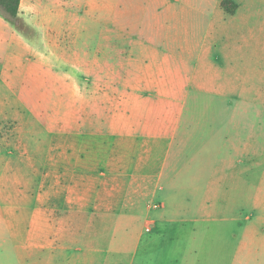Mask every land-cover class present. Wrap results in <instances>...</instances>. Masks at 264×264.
I'll list each match as a JSON object with an SVG mask.
<instances>
[{
	"label": "crops",
	"instance_id": "crops-1",
	"mask_svg": "<svg viewBox=\"0 0 264 264\" xmlns=\"http://www.w3.org/2000/svg\"><path fill=\"white\" fill-rule=\"evenodd\" d=\"M232 1L238 6L234 13L222 0H71L64 8L87 12L93 26L119 28L122 42L142 44L134 56L142 66L131 72L146 77L136 86L190 91L239 86V76L258 73L251 44L264 41L254 33L264 26L257 13L264 17V10L256 9L255 0ZM9 105L0 103V122L14 119ZM48 123L55 129L34 153L24 136L21 155L14 141L0 138V203L11 240L0 248L11 255L7 264H123L126 256L127 264H264V248H193L197 236L185 234L186 222L202 216L209 199L205 191L192 194L199 185L187 170L189 149L178 144L187 138L144 132L131 117L93 118L86 131L79 122L65 132L59 118ZM199 183L201 190L208 188L206 178ZM215 183L214 207L206 212L218 215L224 175ZM150 222L152 232L171 231L183 239L175 248H142Z\"/></svg>",
	"mask_w": 264,
	"mask_h": 264
},
{
	"label": "rangeland",
	"instance_id": "rangeland-1",
	"mask_svg": "<svg viewBox=\"0 0 264 264\" xmlns=\"http://www.w3.org/2000/svg\"><path fill=\"white\" fill-rule=\"evenodd\" d=\"M255 1L256 9L264 10V0ZM70 2L21 0L15 19L0 9V103L10 104L14 116L0 122V138L14 141L21 155L24 136L30 153L37 152L55 129L48 120L55 118L64 132L76 122L86 131L93 118L124 117L141 123L144 132H176L187 138L178 144L189 149L187 170L199 185L192 194L205 191L209 199L203 215L186 222L185 234L197 236L193 248H264V41L251 44L258 52V73L239 76V86H191L190 91L185 86H136L146 77L131 72L142 66L134 61L142 44L120 41L117 27L91 25L87 12L64 8ZM254 33L264 38V26ZM248 78L251 86H245ZM222 174L221 209L218 215L208 214L217 196L216 177ZM201 177L209 182L207 189H200ZM7 222L0 203V247L11 244ZM154 224L147 225L151 233L137 228L138 234L143 231L142 248H175L173 243L183 239L171 231L152 232ZM158 235L156 245L146 246ZM8 259L6 248H0V264ZM129 261L126 256L122 263Z\"/></svg>",
	"mask_w": 264,
	"mask_h": 264
},
{
	"label": "trees",
	"instance_id": "trees-1",
	"mask_svg": "<svg viewBox=\"0 0 264 264\" xmlns=\"http://www.w3.org/2000/svg\"><path fill=\"white\" fill-rule=\"evenodd\" d=\"M222 7L229 13L237 10V4L232 0H222ZM21 0H0V9L2 13L9 18L15 19L19 15Z\"/></svg>",
	"mask_w": 264,
	"mask_h": 264
},
{
	"label": "built area",
	"instance_id": "built-area-1",
	"mask_svg": "<svg viewBox=\"0 0 264 264\" xmlns=\"http://www.w3.org/2000/svg\"><path fill=\"white\" fill-rule=\"evenodd\" d=\"M148 230H150V228H148Z\"/></svg>",
	"mask_w": 264,
	"mask_h": 264
}]
</instances>
